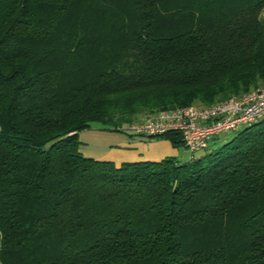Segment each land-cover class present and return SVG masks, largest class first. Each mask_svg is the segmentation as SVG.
<instances>
[{
    "label": "trees",
    "instance_id": "1",
    "mask_svg": "<svg viewBox=\"0 0 264 264\" xmlns=\"http://www.w3.org/2000/svg\"><path fill=\"white\" fill-rule=\"evenodd\" d=\"M262 83L264 0H0V264H264V120L192 160L78 138Z\"/></svg>",
    "mask_w": 264,
    "mask_h": 264
},
{
    "label": "built area",
    "instance_id": "2",
    "mask_svg": "<svg viewBox=\"0 0 264 264\" xmlns=\"http://www.w3.org/2000/svg\"><path fill=\"white\" fill-rule=\"evenodd\" d=\"M264 120V83L240 95L210 105H188L146 115L123 128L134 135L154 139L178 132L182 148L195 153L206 149L213 139L232 134Z\"/></svg>",
    "mask_w": 264,
    "mask_h": 264
},
{
    "label": "crops",
    "instance_id": "3",
    "mask_svg": "<svg viewBox=\"0 0 264 264\" xmlns=\"http://www.w3.org/2000/svg\"><path fill=\"white\" fill-rule=\"evenodd\" d=\"M78 138L81 142L79 148L84 156L109 160L115 164L129 160L158 161L168 156L180 160H188L190 157V153L184 159L180 157L179 150L183 148L174 147L169 139L163 137L148 139L144 136L90 127L79 132Z\"/></svg>",
    "mask_w": 264,
    "mask_h": 264
},
{
    "label": "rangeland",
    "instance_id": "4",
    "mask_svg": "<svg viewBox=\"0 0 264 264\" xmlns=\"http://www.w3.org/2000/svg\"><path fill=\"white\" fill-rule=\"evenodd\" d=\"M102 127V125L101 124H99V123H92L91 124V128H101ZM122 133V132H121ZM128 133L129 134H132V133H130L129 131H127V133H124V134H127L128 135ZM226 138V137H231V134H229V135H223V137L222 138ZM222 138H221V140H222ZM80 141V140H79ZM83 147V146H82ZM205 152H206V150L204 149V150H200V151H197L196 153H195V157L196 158H198V157H200L201 155H203V154H205ZM188 153H190V151H188L187 149H180L179 150V156L180 157H183V159L184 158H186L187 156H188Z\"/></svg>",
    "mask_w": 264,
    "mask_h": 264
}]
</instances>
